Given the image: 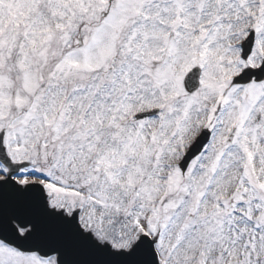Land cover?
Returning a JSON list of instances; mask_svg holds the SVG:
<instances>
[{"label": "snow or ice", "instance_id": "obj_1", "mask_svg": "<svg viewBox=\"0 0 264 264\" xmlns=\"http://www.w3.org/2000/svg\"><path fill=\"white\" fill-rule=\"evenodd\" d=\"M0 264H264V0H0Z\"/></svg>", "mask_w": 264, "mask_h": 264}]
</instances>
